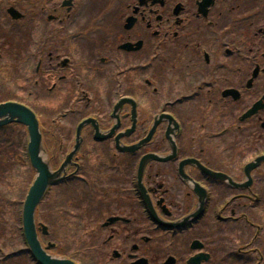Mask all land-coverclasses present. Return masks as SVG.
<instances>
[{"label":"flooded vegetation","instance_id":"1","mask_svg":"<svg viewBox=\"0 0 264 264\" xmlns=\"http://www.w3.org/2000/svg\"><path fill=\"white\" fill-rule=\"evenodd\" d=\"M110 4L35 13L31 50L0 67L65 166L37 210L43 245L62 233L50 254L76 264H264V0ZM0 229V264H38L3 255L17 227Z\"/></svg>","mask_w":264,"mask_h":264},{"label":"rangeland","instance_id":"2","mask_svg":"<svg viewBox=\"0 0 264 264\" xmlns=\"http://www.w3.org/2000/svg\"><path fill=\"white\" fill-rule=\"evenodd\" d=\"M38 1V0H37ZM39 0L38 7H35V1L29 0H0V54L4 56V59L0 60V67L9 63L17 62V51L18 49H23V52L31 50V40L32 35L36 32L34 31V25L31 22V18L35 16V13L39 17L46 16V10L51 8L55 9L62 2V0ZM92 1V9H86L83 13V17H96V11L102 12L104 8L109 7L110 3L118 2V0H86ZM43 5V6H42ZM111 5V4H110ZM10 6L16 7L21 13H23L26 18L22 23H14L7 15V9ZM35 8L37 10H35ZM96 8V9H95ZM42 10V11H41ZM114 11H111L114 13ZM6 90L9 93H3V90ZM10 96V97H9ZM19 98L16 96L14 84L11 81L4 83L3 79L0 76V100L2 98ZM27 104L31 105V101L28 98H21ZM50 107V112L59 113L61 107H58L56 104L54 106H43V109ZM16 136V137H15ZM15 137V139H14ZM20 137V141L18 140ZM14 141V146H10V142ZM25 145H27V136L23 133L19 127H13L7 130H2L0 135V155L4 156L5 160L11 158L10 167L3 168L0 165V199L4 200L5 204L4 210H7L3 216H1L2 211L0 212V227H9L13 225L17 227V232L11 237L10 234L5 235L4 243L6 247L4 248L3 255L10 253L12 251H20L25 249V243L19 231V213L22 208V204L29 187L31 185L32 176L29 172L28 159L25 157ZM12 151L11 154L9 152ZM23 181V184H21ZM10 189H9V188ZM20 205V207H19ZM3 210V209H2ZM13 210H16V217L11 218L10 214ZM53 229L60 227L62 225V219L57 218L49 219ZM0 231H2L0 229ZM11 233V232H10ZM53 240H56L60 249L65 248L63 242V236L61 233L54 231ZM0 242H3L0 240Z\"/></svg>","mask_w":264,"mask_h":264},{"label":"water","instance_id":"3","mask_svg":"<svg viewBox=\"0 0 264 264\" xmlns=\"http://www.w3.org/2000/svg\"><path fill=\"white\" fill-rule=\"evenodd\" d=\"M10 13L15 18L19 17L18 13L13 10ZM12 123H19L27 127L30 138L29 157L37 172V178L30 188L23 210L24 235L29 249L40 264H74L46 254L40 244L35 222L36 210L40 201L45 196L49 186L57 184L63 179L64 169L53 173L49 164L42 157V135L35 114L20 104H0V127Z\"/></svg>","mask_w":264,"mask_h":264}]
</instances>
